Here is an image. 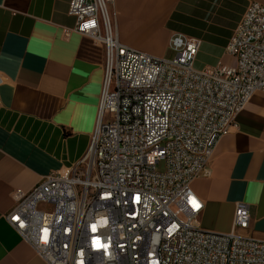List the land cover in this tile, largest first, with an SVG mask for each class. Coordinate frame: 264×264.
I'll list each match as a JSON object with an SVG mask.
<instances>
[{
  "label": "built area",
  "instance_id": "built-area-1",
  "mask_svg": "<svg viewBox=\"0 0 264 264\" xmlns=\"http://www.w3.org/2000/svg\"><path fill=\"white\" fill-rule=\"evenodd\" d=\"M114 3L70 2L74 31L105 53L97 122L74 167L16 191L10 225L47 264H264V243L236 232L250 227L249 206H237L231 233L206 232L193 189L210 176L237 116L264 93V6L250 4L237 25L226 48L233 67L197 70L199 39L174 35L170 61L123 43ZM163 160L166 171L159 172ZM94 238L108 247L94 249Z\"/></svg>",
  "mask_w": 264,
  "mask_h": 264
},
{
  "label": "crops",
  "instance_id": "crops-1",
  "mask_svg": "<svg viewBox=\"0 0 264 264\" xmlns=\"http://www.w3.org/2000/svg\"><path fill=\"white\" fill-rule=\"evenodd\" d=\"M70 2L0 0V264H47L7 219L14 194L74 167L97 122L105 53L74 31ZM252 3L264 6V0H115L111 11L121 41L158 58L174 35L199 39L195 68L204 70L235 65L226 48ZM210 172L193 183L204 204L200 229L231 233L244 204L250 227L236 232L264 243V93L253 96L219 142Z\"/></svg>",
  "mask_w": 264,
  "mask_h": 264
},
{
  "label": "snow or ice",
  "instance_id": "snow-or-ice-1",
  "mask_svg": "<svg viewBox=\"0 0 264 264\" xmlns=\"http://www.w3.org/2000/svg\"><path fill=\"white\" fill-rule=\"evenodd\" d=\"M107 197H110V194H105V197H102V198H107ZM139 199H140L139 194H135L134 195V202H138ZM188 200H189V203L192 205V207L194 209H198L200 207L199 202L197 201V199L194 196H189ZM173 227H175V226H173ZM91 230H92L93 233H95L97 231V226L95 224L91 225ZM41 239L45 243L48 242V239H49V231H48V229H44L43 230V235H42ZM92 241L93 242L99 241L101 245H105V244H102V242H101V240L99 238H94ZM96 249H106V247L101 246V247H98Z\"/></svg>",
  "mask_w": 264,
  "mask_h": 264
},
{
  "label": "rangeland",
  "instance_id": "rangeland-1",
  "mask_svg": "<svg viewBox=\"0 0 264 264\" xmlns=\"http://www.w3.org/2000/svg\"><path fill=\"white\" fill-rule=\"evenodd\" d=\"M166 52H167V53H166L165 58H164L165 60H168V61H170V60H174V59L176 58V56H177V52L171 47L170 44H169L168 49H167ZM225 62H227V63L230 64V65H233V63H234V61H233L231 58L226 59ZM224 64H226V63H223L221 66H225ZM157 170H158L159 172H165V171H166V163H165L164 160L161 161V162L157 165ZM237 234H238V235H242V234H240L239 232H237Z\"/></svg>",
  "mask_w": 264,
  "mask_h": 264
},
{
  "label": "clouds",
  "instance_id": "clouds-1",
  "mask_svg": "<svg viewBox=\"0 0 264 264\" xmlns=\"http://www.w3.org/2000/svg\"><path fill=\"white\" fill-rule=\"evenodd\" d=\"M91 243L94 249L101 247V246H104L106 248L108 247L107 245H101L99 241H95V242L92 241Z\"/></svg>",
  "mask_w": 264,
  "mask_h": 264
}]
</instances>
